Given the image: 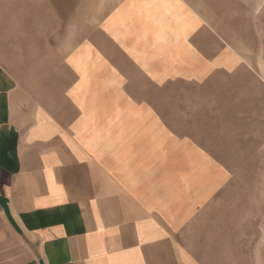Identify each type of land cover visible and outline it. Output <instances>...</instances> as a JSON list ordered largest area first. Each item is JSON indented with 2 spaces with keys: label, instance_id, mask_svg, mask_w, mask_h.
Listing matches in <instances>:
<instances>
[{
  "label": "crops",
  "instance_id": "crops-1",
  "mask_svg": "<svg viewBox=\"0 0 264 264\" xmlns=\"http://www.w3.org/2000/svg\"><path fill=\"white\" fill-rule=\"evenodd\" d=\"M18 1L0 46V264H191L174 236L190 187L154 171L186 147L127 85L206 67L207 0Z\"/></svg>",
  "mask_w": 264,
  "mask_h": 264
},
{
  "label": "rangeland",
  "instance_id": "rangeland-1",
  "mask_svg": "<svg viewBox=\"0 0 264 264\" xmlns=\"http://www.w3.org/2000/svg\"><path fill=\"white\" fill-rule=\"evenodd\" d=\"M20 3L0 0L4 50L8 10ZM207 8V33L192 38L206 67L163 85L138 72L127 88L186 147L181 163L154 170L165 178L172 166L190 187L189 207L176 197V245L191 264H264V0H207ZM180 184L173 189L186 192Z\"/></svg>",
  "mask_w": 264,
  "mask_h": 264
}]
</instances>
